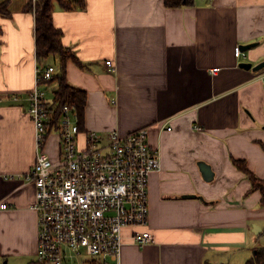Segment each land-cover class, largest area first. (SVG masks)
Returning a JSON list of instances; mask_svg holds the SVG:
<instances>
[{
	"label": "crops",
	"instance_id": "obj_1",
	"mask_svg": "<svg viewBox=\"0 0 264 264\" xmlns=\"http://www.w3.org/2000/svg\"><path fill=\"white\" fill-rule=\"evenodd\" d=\"M28 1L10 0L12 16H0V206L8 205L0 209V264H40L29 95L37 70L54 67L58 76L60 59L38 66ZM194 3L178 9L164 0H86L85 10L72 11L54 6V26L74 57L66 78L88 94L81 144L92 132L104 138L147 128L160 155L162 170L149 179L154 241L137 246L127 230L120 264H244L264 249L258 245L262 194L251 192L232 163L244 161L264 180V70L240 68L264 62V0ZM250 45L256 46L243 51L245 58L235 56L237 47ZM48 86L53 103L58 84L41 89ZM43 149L59 162L58 132L47 135ZM202 165L210 168V181Z\"/></svg>",
	"mask_w": 264,
	"mask_h": 264
},
{
	"label": "built area",
	"instance_id": "obj_2",
	"mask_svg": "<svg viewBox=\"0 0 264 264\" xmlns=\"http://www.w3.org/2000/svg\"><path fill=\"white\" fill-rule=\"evenodd\" d=\"M235 56L245 58L242 48ZM105 64L109 72L116 71L112 61ZM56 76L54 67L38 69L37 86L29 95L38 148L29 177L36 188L31 209L38 214L37 258L40 264H120L127 230L137 246L154 241L148 230L149 179L162 170L160 155L149 143L147 128L125 136L113 131L104 138L92 132L79 148L78 114L64 106L56 121L53 103L41 89ZM55 131L61 139L58 163L43 149Z\"/></svg>",
	"mask_w": 264,
	"mask_h": 264
},
{
	"label": "trees",
	"instance_id": "obj_3",
	"mask_svg": "<svg viewBox=\"0 0 264 264\" xmlns=\"http://www.w3.org/2000/svg\"><path fill=\"white\" fill-rule=\"evenodd\" d=\"M57 4L66 11L86 9V0H39L36 3H34L33 0H29L25 7V11L35 14V37L38 66H41L44 61L50 57H58L60 59L58 76L54 77L51 82L45 83L58 84V88L54 93L53 107L51 108V110L53 109L56 113V121H58L64 114V106H69L70 109H74L78 114V124H80L81 130L84 131V119L88 94L79 88L72 87L66 78V65L69 60H74V57L71 52L63 46L62 32L57 30L54 26L53 11L55 8L54 6ZM164 4L168 9L190 8L195 6L194 0H164ZM9 6V1L0 0L1 17L8 19L12 16ZM1 34L2 29L0 28V35ZM1 43L0 40V45ZM232 163H234L238 170L243 171L245 176L251 182V192H261V206H264V180L260 179L255 174H252L248 170L247 164L244 161L233 160ZM247 264H264V249H256L255 256L249 260Z\"/></svg>",
	"mask_w": 264,
	"mask_h": 264
},
{
	"label": "water",
	"instance_id": "obj_4",
	"mask_svg": "<svg viewBox=\"0 0 264 264\" xmlns=\"http://www.w3.org/2000/svg\"><path fill=\"white\" fill-rule=\"evenodd\" d=\"M254 46H256V45L245 46V47H242V49H243L244 52H247L251 48H253ZM240 68L244 69V70H247V71L253 70L254 72H260V71L264 70V62L259 64V65H257V66H253L252 63H250V64L241 63L240 64ZM202 169H205V170H203L204 171V175H205V179L210 181V176H211L210 168L208 169V168H206V166L202 165Z\"/></svg>",
	"mask_w": 264,
	"mask_h": 264
},
{
	"label": "rangeland",
	"instance_id": "obj_5",
	"mask_svg": "<svg viewBox=\"0 0 264 264\" xmlns=\"http://www.w3.org/2000/svg\"><path fill=\"white\" fill-rule=\"evenodd\" d=\"M9 2H10V0H9ZM54 64V63H53ZM43 88H45V87H43ZM54 89V88H53ZM52 89V87L51 86H48V87H46L45 89H43V90H45L46 91V95L48 96V98H51V96H53L52 95V93H53V90ZM81 146H82V144H81V142L79 141V148H81ZM263 243V244H262ZM258 245L259 246H262V247H264V234L263 235H261L260 237H259V241H258ZM257 245V246H258ZM258 246V247H259ZM87 258H84L83 260H86ZM244 264H247L246 262L244 263Z\"/></svg>",
	"mask_w": 264,
	"mask_h": 264
}]
</instances>
